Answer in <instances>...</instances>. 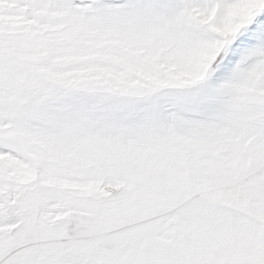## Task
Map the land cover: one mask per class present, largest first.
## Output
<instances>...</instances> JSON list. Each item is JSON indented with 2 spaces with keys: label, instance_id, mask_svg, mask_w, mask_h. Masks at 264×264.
Returning a JSON list of instances; mask_svg holds the SVG:
<instances>
[{
  "label": "snow or ice",
  "instance_id": "1",
  "mask_svg": "<svg viewBox=\"0 0 264 264\" xmlns=\"http://www.w3.org/2000/svg\"><path fill=\"white\" fill-rule=\"evenodd\" d=\"M0 264H264V0H0Z\"/></svg>",
  "mask_w": 264,
  "mask_h": 264
}]
</instances>
